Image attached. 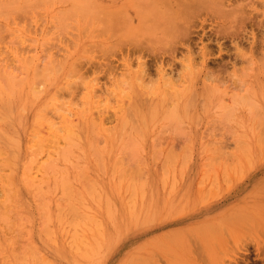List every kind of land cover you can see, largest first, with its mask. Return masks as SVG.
I'll use <instances>...</instances> for the list:
<instances>
[{"label": "rangeland", "instance_id": "374dc122", "mask_svg": "<svg viewBox=\"0 0 264 264\" xmlns=\"http://www.w3.org/2000/svg\"><path fill=\"white\" fill-rule=\"evenodd\" d=\"M12 1L0 0V264H145L161 258L159 241L145 244L154 236L230 206L264 210L258 28L244 34L262 49L245 44L237 53L230 38H220L221 65L209 64L207 75L172 71L164 78L171 85L162 86L151 55L131 48L115 15L106 24L105 0ZM253 1L258 21L264 0ZM204 42L219 60L216 42ZM140 56L149 64L143 89L130 81ZM67 111L72 135L63 138ZM228 181L239 183L227 191ZM192 204L209 213L154 228L159 215ZM230 238L219 260L264 264V250L258 254L248 236ZM177 264L210 263L203 255Z\"/></svg>", "mask_w": 264, "mask_h": 264}, {"label": "bare ground", "instance_id": "6f19581e", "mask_svg": "<svg viewBox=\"0 0 264 264\" xmlns=\"http://www.w3.org/2000/svg\"><path fill=\"white\" fill-rule=\"evenodd\" d=\"M244 1L241 4L240 0H105V7L107 8V16L109 15L106 24L109 23L108 21H110L112 19L110 16L115 15L114 21L116 23L115 22H112V23L113 24L115 23L116 26L120 25L121 28L124 29V32L126 34H129L130 36H132L133 40H131L132 42L130 41L131 45H132L131 48H134V51L139 53V55L140 54H145V55L148 54L149 57L151 55V61L153 63H151V65H149V64L148 65L151 67L154 64L153 66L155 67L154 69H155L156 76H157L156 78H158L160 81H162V80L165 81V82L163 81L164 84L161 83L162 86L166 85V84L167 85L169 84V86H170L171 83H169V82L166 83V79H164V78L169 77L170 73L172 74V71L179 69L178 72L176 71V73H178V75H181L182 72H184V71L189 72V74H190V72L193 69L194 70L196 69L197 71L200 70V71L204 72L203 73L204 75L205 74L207 75L208 72L205 70H207L209 64H214V66L215 65H218V66L221 65L222 56H221L220 52L223 51L222 46L224 45V43L219 42L220 38L221 39L230 38L231 43L233 44V48H234V50L237 51V53H239V51H241L240 49H243V47H245V44L246 45L248 44L249 52L251 50H257L259 45H260L259 49L264 48V47L261 48V42H259V45L257 43V47H255L256 43H255L253 34H250V35H252L251 39L246 36L247 34L246 35L244 34V33H246V31L244 30L246 26H249V27L254 26V27L258 28L259 32L261 34H263V36H264V18L262 17L263 19H259V20L257 19L258 21H256L255 20L256 17L254 18V14L251 15V13H252V10L255 11V13H257L256 12L257 9L255 8V6H253V4H251V2H249L250 0H248V3H250V4L248 5L246 3L247 1H245L247 6H244L243 5ZM251 1H253V0H251ZM256 1H253V3ZM11 4H13V1ZM93 4H94V2H93ZM6 5H7V3H6ZM18 5H16V6H18ZM113 6H115V7H113ZM89 7H92V6H89ZM244 7L245 8L253 7L256 10L251 8L250 9L251 12H249L247 10L245 12ZM4 8H8V7H4ZM4 8H2V9H4ZM10 8H8V9L10 10ZM262 13H264V11ZM4 14H5V12H4ZM105 16H106V14H105ZM255 16H259V15L255 14ZM109 18H110V20H109ZM207 22H208V24H206V25L209 26L208 30H206V26H205V23H207ZM232 24H233V26H235V29H234L235 31L229 32L230 30L228 28V32H227V27H231ZM116 28H118V26ZM116 28H114V29L117 32L118 29H116ZM108 29H109V26H108ZM200 32H201V34H200ZM242 33H243V35L240 36ZM126 34H125V36H126ZM263 36H262V38H263ZM128 39L130 40V38H128ZM204 41L216 42V44L218 45V51H219L218 52L219 53L218 58H220L219 59L220 61L217 59L209 58V57H211V54H213V53H212L211 49L210 50L208 49L209 45L207 43H205ZM119 42H120V40H119ZM127 42H128V40H127ZM130 42H128V43H130ZM125 43L123 42V44H125ZM128 43H126V44H128ZM126 44H125V46H126ZM129 45L130 44H128L127 46L129 47ZM123 47H124V45H123ZM254 47H255V49H254ZM196 49H197V51H196ZM128 52L130 53V51H128ZM132 54H133V51H132ZM127 55H129V54H127ZM130 55H131V53H130ZM137 55L138 54H136V56ZM255 55H256V53H255ZM257 55H258V53H257ZM239 56H241V55L239 54ZM239 56H237V57H239ZM142 57L143 56H140V58H142ZM137 59H139V58L137 57ZM149 60H150V58L148 59V61ZM249 60H251V58ZM144 61H145V59L141 60V62H143V63L138 61V62H140V64L137 62L138 65H140L139 66L140 68H138L139 71L137 70L138 71L137 74H133V76H132L133 78L131 77L132 78L131 80H130V76H128L129 80L131 82L133 81L132 83L137 85L138 87H142L141 89H143V87H145L144 83H143V79L146 76H148V71L146 69V66L148 67V65L146 64V66H145ZM146 62H147V60H146ZM250 63H249V66H250ZM138 65H136V66L138 67ZM251 65H252V63H251ZM211 66H213V65H211ZM45 70H46V68H45ZM168 70H169V73H168ZM35 71H37V70H35ZM132 72H133V70L131 69V71L129 73L132 74ZM190 75H192V72ZM6 76L4 75V77H6ZM124 77H122V78H124ZM169 78L171 79V77H169ZM6 79H7V77H6ZM131 82H130V84H131ZM6 83H8V81ZM130 84H128V86ZM155 84H157V86H156V89H157L159 87V84L158 83H155ZM131 86L132 85H130V87ZM137 86H136V88H137ZM178 86H180V85L178 84ZM11 87H12V84H11ZM132 87H134V86H132ZM8 88H10V85L8 86ZM10 90H11V88H10ZM32 90L34 91V89H32ZM213 92H214L213 90H205L203 93L209 94V93H213ZM151 95H153V94L151 93ZM164 96H163V98H164ZM70 117H72V114H70L69 111H67V113L64 116H60V120L62 123V127L60 129H62L65 132V135L63 136V138H67L69 135L70 136L72 135L71 131L69 132V130H68L69 126L72 125ZM62 130H60V131H62ZM55 135H57V134H55ZM57 140L55 139V142H57ZM67 141H70V140L68 139ZM58 142L56 144H58ZM33 163H34V161H33ZM33 178L34 177H32V179ZM32 179H29L27 181V183H29V181L31 182ZM34 179L32 180L33 183H31V184H34V181H35ZM238 183H239L238 181L226 182V184H225L226 190L231 189L232 188L231 186H234ZM261 183L264 184V182H261ZM35 184H37V183L35 182ZM26 186L28 187V184H26ZM31 186H29L28 188H30ZM32 187L37 188V186L35 187L34 185ZM39 188H41V187L38 186L37 189L39 190ZM38 190H37V192H38ZM30 191H31V189H30ZM227 191H225V193ZM213 200H214V198H213ZM187 202L189 203V201H187ZM201 203H203V201ZM201 203H200V205H201ZM207 203H203V204H207ZM183 206L185 207V203L183 204ZM187 206H188V204H187ZM191 206H192V208L189 211L183 207L182 209L179 208L180 210L178 212H176V210H175V212L172 214L159 215V217H157V219L155 221L156 224H154V228L155 227L156 228L162 227L166 223L181 222L182 220L190 218V217H194V216H197L200 214H208L209 213V210L206 209L205 207L203 209H201L200 207H194L193 204ZM245 210H246V214H245ZM250 210H251L250 207H244L243 204L233 206V207L230 206V207L222 210L221 212H219L213 216H209V217L204 218L200 221L191 222L185 227L172 229V230H169L167 232L161 233L157 236H154L153 238L146 241L145 244L148 246V244H152L153 242L157 243V241H159L161 245H158L159 247L157 248V251H158V256L161 258L159 261L156 259H152L148 262H145V264H160V262H162V261L164 264H177V263H179L180 260L195 262V261H197V258L202 260L203 255L207 258V261L210 264H225L223 261H221L222 259L219 260L217 257H218V254L220 252H223L226 249L227 243H228L227 237H228V239H229V237H231L232 240L236 241V243H237V240H239L240 237L248 236L249 237V239L247 240V241H249L248 244L253 245L255 247V251L259 254L262 250H264V239H261V237H260L261 234L264 237V210L263 211H255V212L250 211ZM186 211H188V212H186ZM4 216H5V214H4ZM248 217H250V218H248ZM246 221H248V224H249L248 229L243 227V225L245 224ZM0 223H2V222H0ZM8 223H9V220H8ZM5 224H7V223H5ZM230 224H232L231 228H229ZM149 226H151V225H149ZM224 226H227L229 228L227 236H225L227 234L226 230L224 229L225 231H223ZM5 227H6V225H5ZM245 230H248V232H246ZM145 232H146V230L142 231V233H145ZM231 238H230V240H231ZM245 253L247 254L246 249H245ZM247 264H248V262H247Z\"/></svg>", "mask_w": 264, "mask_h": 264}]
</instances>
